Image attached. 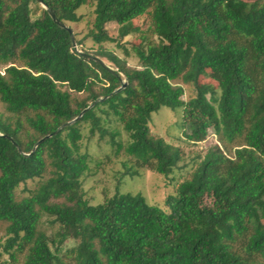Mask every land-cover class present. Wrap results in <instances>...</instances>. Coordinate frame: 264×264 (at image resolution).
I'll use <instances>...</instances> for the list:
<instances>
[{"label": "trees", "instance_id": "1", "mask_svg": "<svg viewBox=\"0 0 264 264\" xmlns=\"http://www.w3.org/2000/svg\"><path fill=\"white\" fill-rule=\"evenodd\" d=\"M42 1L64 26L38 0H0V264H264V0ZM86 5L80 38L69 23ZM163 108L182 111L188 141L210 129L219 139L192 170L152 133ZM96 134L126 156L127 174L183 176L175 192L158 205L117 188L91 203L84 141Z\"/></svg>", "mask_w": 264, "mask_h": 264}, {"label": "rangeland", "instance_id": "2", "mask_svg": "<svg viewBox=\"0 0 264 264\" xmlns=\"http://www.w3.org/2000/svg\"><path fill=\"white\" fill-rule=\"evenodd\" d=\"M92 9L91 6H83L78 11L79 14L83 16V19L78 23H69L80 38H83L88 32L89 22L93 18ZM149 24V18L146 16H142L136 20V25H138L142 31H146ZM109 28L112 33L116 34L117 27L115 24H110ZM140 41V33L129 35L123 39V43L130 49V42L139 43ZM86 43L87 45H92V42L89 40H87ZM108 46L115 49L121 56H125L124 51L116 47L115 44L111 43L108 44ZM127 58L131 66H137L139 64L138 58L133 52ZM3 69L4 65H0V70ZM201 81L214 83L208 76H203ZM178 82L185 86L186 89L183 99L189 100L192 98L194 95L192 86L185 83L183 80H178ZM0 112H6L5 106L1 100ZM181 123L182 111L180 109L172 110L170 108H163L153 115L150 126L154 135L161 136L166 141L181 148L183 160L180 164H190L185 170V172H187L188 170H192V167L196 166L197 162L205 156L210 147L219 143V139L213 133V130L210 129L209 136L206 140L197 143L190 142L186 139L184 131L190 132L191 129L188 127L185 129L182 128ZM107 126L110 130L119 132L123 140L127 139V134L121 123L113 121L108 123ZM84 142L85 150L89 154L90 171L83 178V190L86 193V197L93 204L102 202L105 195H113L116 189L119 188L121 193H141L150 204L163 205L166 196L169 193L175 192L177 185L183 179V176L174 174L173 176L176 179L172 180L171 178H167L155 171L145 168H141L137 174H127L125 172L126 168L123 165L126 156L120 155L115 157V148L112 147L108 135L100 136L96 134L95 136L85 139ZM196 158L197 160H194ZM48 219L47 216H44L42 224L46 229H51V224L48 222ZM6 227L7 223L0 221V243L5 238ZM241 244L242 240L238 241L237 248H240ZM0 259L1 261H5L7 259V254L2 253ZM19 264H23V258L20 259Z\"/></svg>", "mask_w": 264, "mask_h": 264}, {"label": "water", "instance_id": "3", "mask_svg": "<svg viewBox=\"0 0 264 264\" xmlns=\"http://www.w3.org/2000/svg\"><path fill=\"white\" fill-rule=\"evenodd\" d=\"M45 8H46V10L48 11V13L52 16V18H53V20L58 24V25H60V26H64V24L62 23V22H60L57 18H56V16L54 15V13H53V11L42 1V0H38ZM68 28V27H67ZM68 30H69V32L72 34V29L71 28H68ZM74 45H76V42L74 41ZM81 54H83V55H85V56H87V57H89V58H92V59H94L95 61H97V62H99V63H101V64H103V65H105V63L103 62V60H101L100 58H98V57H95V56H92V55H89V54H87V53H84L83 51H81V50H79V49H77ZM62 127V126H61ZM60 127V128H61ZM59 128V129H60ZM10 139L12 140V142L18 147V145L16 144V142L13 140V138H11L10 137Z\"/></svg>", "mask_w": 264, "mask_h": 264}]
</instances>
